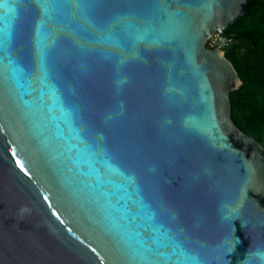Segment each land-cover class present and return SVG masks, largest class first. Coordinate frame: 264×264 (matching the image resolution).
Instances as JSON below:
<instances>
[{"label":"water","instance_id":"water-1","mask_svg":"<svg viewBox=\"0 0 264 264\" xmlns=\"http://www.w3.org/2000/svg\"><path fill=\"white\" fill-rule=\"evenodd\" d=\"M247 4L0 0V264H243L264 248V144L233 120L241 78L207 46Z\"/></svg>","mask_w":264,"mask_h":264},{"label":"trees","instance_id":"trees-1","mask_svg":"<svg viewBox=\"0 0 264 264\" xmlns=\"http://www.w3.org/2000/svg\"><path fill=\"white\" fill-rule=\"evenodd\" d=\"M237 42L225 51L241 78L231 92V115L241 130L264 144V0H248L228 29Z\"/></svg>","mask_w":264,"mask_h":264},{"label":"built area","instance_id":"built-area-1","mask_svg":"<svg viewBox=\"0 0 264 264\" xmlns=\"http://www.w3.org/2000/svg\"><path fill=\"white\" fill-rule=\"evenodd\" d=\"M237 40L233 35H221L220 33L213 34L207 41V46L210 48H219L225 51L231 48Z\"/></svg>","mask_w":264,"mask_h":264},{"label":"clouds","instance_id":"clouds-1","mask_svg":"<svg viewBox=\"0 0 264 264\" xmlns=\"http://www.w3.org/2000/svg\"><path fill=\"white\" fill-rule=\"evenodd\" d=\"M255 260L257 264H264V248H256L255 250L246 254V259L243 264H252Z\"/></svg>","mask_w":264,"mask_h":264},{"label":"snow or ice","instance_id":"snow-or-ice-1","mask_svg":"<svg viewBox=\"0 0 264 264\" xmlns=\"http://www.w3.org/2000/svg\"><path fill=\"white\" fill-rule=\"evenodd\" d=\"M45 13H46V10H45ZM13 154L15 155V152H13ZM16 163H17V165L21 168V170L26 171L25 166H24V164L21 162L20 159H17V160H16ZM45 199H47V197H45Z\"/></svg>","mask_w":264,"mask_h":264}]
</instances>
